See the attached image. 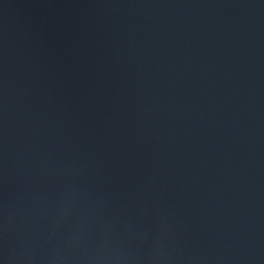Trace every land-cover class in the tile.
I'll return each instance as SVG.
<instances>
[{
    "label": "water",
    "instance_id": "obj_1",
    "mask_svg": "<svg viewBox=\"0 0 264 264\" xmlns=\"http://www.w3.org/2000/svg\"><path fill=\"white\" fill-rule=\"evenodd\" d=\"M0 264H264V0H0Z\"/></svg>",
    "mask_w": 264,
    "mask_h": 264
}]
</instances>
